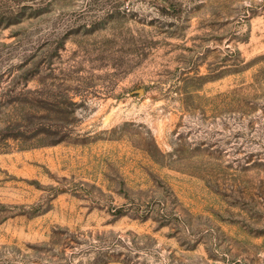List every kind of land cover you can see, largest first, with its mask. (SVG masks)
Returning <instances> with one entry per match:
<instances>
[{
  "label": "rangeland",
  "instance_id": "obj_1",
  "mask_svg": "<svg viewBox=\"0 0 264 264\" xmlns=\"http://www.w3.org/2000/svg\"><path fill=\"white\" fill-rule=\"evenodd\" d=\"M0 264H264V0H0Z\"/></svg>",
  "mask_w": 264,
  "mask_h": 264
},
{
  "label": "water",
  "instance_id": "obj_2",
  "mask_svg": "<svg viewBox=\"0 0 264 264\" xmlns=\"http://www.w3.org/2000/svg\"><path fill=\"white\" fill-rule=\"evenodd\" d=\"M139 92H141V90Z\"/></svg>",
  "mask_w": 264,
  "mask_h": 264
}]
</instances>
